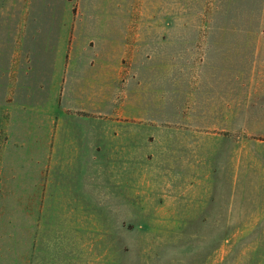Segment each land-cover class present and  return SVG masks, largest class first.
Masks as SVG:
<instances>
[{
  "label": "rangeland",
  "instance_id": "1",
  "mask_svg": "<svg viewBox=\"0 0 264 264\" xmlns=\"http://www.w3.org/2000/svg\"><path fill=\"white\" fill-rule=\"evenodd\" d=\"M71 55L119 64L98 98L68 66L55 125L90 167L44 194L7 151L6 83ZM0 264H264V0H0Z\"/></svg>",
  "mask_w": 264,
  "mask_h": 264
},
{
  "label": "crops",
  "instance_id": "2",
  "mask_svg": "<svg viewBox=\"0 0 264 264\" xmlns=\"http://www.w3.org/2000/svg\"><path fill=\"white\" fill-rule=\"evenodd\" d=\"M72 54V53H71ZM68 57V56H67ZM72 55L71 58L66 57H59L58 59V67H49L44 69V72H41V74H44V76H39V74L36 78H28L23 80L19 77V70H16L14 72H11L12 74H18V78H14V76H11L9 81L6 83L7 87H11L10 89L13 92V95L17 96L20 100L15 101L11 103V117L7 126V132H8V139H7V151L14 155L15 159V166L16 169H19L18 162L16 161V154H18L16 150V144L21 139L22 141H25V143L22 145H27V149L23 150V153H26L25 159H27L28 163L22 165L24 169H31L33 170V176L35 179H39L40 177L43 179V190L44 194L46 192H50V188L56 187V182L60 179H63V171H68L72 174L74 172L76 175L80 172L81 169H89L90 166L87 165L86 158L82 157L84 153H87V150L84 147V137L86 135H83V131H75V130H66L63 129V125L66 121V119L69 118L66 114L61 115V120L59 122V125H55L56 122V116L55 112L57 110L56 106V88L63 89L66 96V91H70L72 88L73 83V75H72V68L70 69V77L67 78V71L68 66L71 65V67L77 66L76 62L73 63L72 61ZM63 58V60L61 59ZM102 60L97 61L95 64L91 63L88 64L86 61L84 62V65L77 66L78 70L75 71L76 73L79 72V77L81 78L84 75V82L91 86L94 89H91L90 93L93 95V97H100L101 94H103V83L106 82V84H109L110 79L106 77L105 74H111L113 72L114 63H117L118 59L114 62V60L111 62L106 60L105 57L101 55ZM91 65L92 69L91 71H86L83 66L85 65ZM119 64V61H118ZM30 69V68H29ZM115 70V69H114ZM117 71H120V65L116 68ZM12 71V70H10ZM9 72V71H8ZM29 71H26L25 73L28 74ZM144 72V71H143ZM2 78L3 76V71ZM24 73V72H23ZM75 74V73H74ZM51 75V79H50ZM70 80V84L67 85L66 82ZM7 81V80H6ZM25 81V82H24ZM41 83H43V88H40ZM58 84V86H57ZM46 85V86H45ZM106 85V86H107ZM105 86V87H106ZM6 87V88H7ZM99 88V89H98ZM40 89L43 91L40 92ZM48 89V90H47ZM48 91V95L51 93V100L48 103V110L51 111L52 117L48 116L46 120H44V126L42 130H38L37 123H38V116H34L32 111L34 106L38 109V106L40 104L39 100L36 99L34 103H32L31 98L33 96H36V94H45V91ZM15 91L17 94H15ZM12 95V94H10ZM29 102L28 108H30V113L28 112V115L22 116V98ZM92 97V98H93ZM195 99H200L199 96L194 94ZM68 98V95H67ZM196 99V101H197ZM71 102V101H69ZM93 102V101H89ZM97 103V102H95ZM47 103H44L46 105ZM141 104L145 105L144 101L141 102ZM199 104V103H198ZM200 105V104H199ZM206 106V105H201ZM202 107V108H204ZM205 111L210 112V106L207 105V108H205ZM208 112V113H209ZM213 112V110H212ZM65 113V112H64ZM145 111L143 113H139L137 115L134 110L131 111V113H127L129 118L135 119L137 116L139 118H146L145 117ZM144 115V116H143ZM41 120V119H40ZM35 121V124H34ZM67 133V134H64ZM117 137L119 138L120 135L117 134ZM130 136L128 135V142L126 147V153H134V135H131V141ZM123 138V137H121ZM125 138V137H124ZM28 139V140H27ZM120 139V138H119ZM119 152L120 149H117ZM19 167V168H18ZM79 171V172H78ZM60 172V174L58 173ZM40 178V179H41Z\"/></svg>",
  "mask_w": 264,
  "mask_h": 264
}]
</instances>
